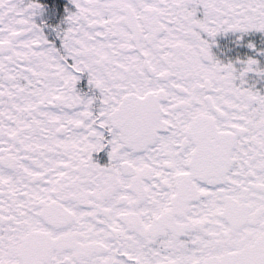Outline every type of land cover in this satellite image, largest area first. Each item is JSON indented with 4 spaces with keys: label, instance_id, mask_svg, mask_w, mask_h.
<instances>
[{
    "label": "snow or ice",
    "instance_id": "snow-or-ice-1",
    "mask_svg": "<svg viewBox=\"0 0 264 264\" xmlns=\"http://www.w3.org/2000/svg\"><path fill=\"white\" fill-rule=\"evenodd\" d=\"M70 5L0 0V264H264V0Z\"/></svg>",
    "mask_w": 264,
    "mask_h": 264
},
{
    "label": "flooded vegetation",
    "instance_id": "flooded-vegetation-1",
    "mask_svg": "<svg viewBox=\"0 0 264 264\" xmlns=\"http://www.w3.org/2000/svg\"><path fill=\"white\" fill-rule=\"evenodd\" d=\"M40 2L45 7L44 15L41 17L36 18L37 23H46L49 25V28L45 29V31H49L51 29H54L57 25L63 27L62 24L63 18L66 16L65 9L70 7V0H40ZM256 30H250V35L246 36V39H250L253 42L256 41L259 44L264 42V32L257 31L258 34L255 33ZM226 38V40H230L231 37H221V38H215L218 40V42H215L218 44V49H220L223 52V47H221V44L223 43V39ZM212 45V51L214 50L216 44ZM220 43V44H219ZM263 47V45H261ZM253 50H255L253 48ZM261 56V59L259 60L260 66L264 67V48H262L261 53H259ZM221 61V56L216 57ZM243 58V57H242ZM232 61L231 56L228 57L227 62ZM239 83V81H237ZM245 86L252 87L255 90L264 92V77H261L255 73H249L246 77V84Z\"/></svg>",
    "mask_w": 264,
    "mask_h": 264
},
{
    "label": "rangeland",
    "instance_id": "rangeland-1",
    "mask_svg": "<svg viewBox=\"0 0 264 264\" xmlns=\"http://www.w3.org/2000/svg\"><path fill=\"white\" fill-rule=\"evenodd\" d=\"M255 33L258 34L257 31ZM248 35H250V30L246 33L228 32V33L218 34L216 38L229 36L231 37V39L230 40H226V38L223 39L222 41L223 43L221 44V47H223V52L220 49H218V44L215 43L216 46L213 50L215 57L221 56V61L224 63H226L228 57L230 56L232 61L245 60L249 56L254 57L259 61L261 59L259 53H261L262 48H264V42L259 44L256 41L253 42L250 39H246L245 37ZM215 41L218 42V40L216 39ZM250 43L255 45L254 47L255 50H253V48H250L248 46ZM261 45H263V47H261Z\"/></svg>",
    "mask_w": 264,
    "mask_h": 264
}]
</instances>
